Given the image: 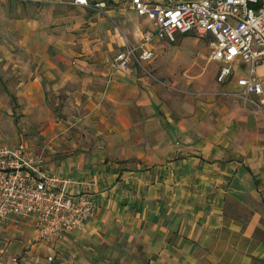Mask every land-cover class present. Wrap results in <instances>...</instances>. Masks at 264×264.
I'll list each match as a JSON object with an SVG mask.
<instances>
[{
    "label": "crops",
    "instance_id": "1",
    "mask_svg": "<svg viewBox=\"0 0 264 264\" xmlns=\"http://www.w3.org/2000/svg\"><path fill=\"white\" fill-rule=\"evenodd\" d=\"M73 1L0 0V110L40 128L29 149L49 173L94 184L97 211L51 241L30 222H1L0 264H264V116L117 71L124 9ZM172 44L154 45L158 73L181 65ZM207 65L216 76L223 66ZM232 68L237 90L247 67ZM257 75L264 89L263 67Z\"/></svg>",
    "mask_w": 264,
    "mask_h": 264
},
{
    "label": "built area",
    "instance_id": "2",
    "mask_svg": "<svg viewBox=\"0 0 264 264\" xmlns=\"http://www.w3.org/2000/svg\"><path fill=\"white\" fill-rule=\"evenodd\" d=\"M75 4L89 5L87 0ZM95 7L104 9L106 4ZM130 7L150 28L141 34L137 47L127 45L115 56L117 71L131 72L152 63L157 42L175 43L178 35L211 36V59L223 64L218 84L229 82L232 64L245 65L247 75L237 80V87L264 114V89L257 75L264 68V0H131ZM253 97L260 101L255 103ZM93 187L49 173L42 156L23 143L0 147V223L30 222L45 241L71 235L96 214Z\"/></svg>",
    "mask_w": 264,
    "mask_h": 264
},
{
    "label": "rangeland",
    "instance_id": "3",
    "mask_svg": "<svg viewBox=\"0 0 264 264\" xmlns=\"http://www.w3.org/2000/svg\"><path fill=\"white\" fill-rule=\"evenodd\" d=\"M10 1L20 2L22 0ZM104 1L107 2V0ZM116 1L115 7L124 9L125 11L122 20L124 22L123 24L126 26L127 34L123 35L118 26L114 27L116 36L121 38L124 42L121 49H117L118 52L115 53V56L118 53L125 51L127 45L137 47L141 34L150 28V23L147 20L140 18L131 10V0ZM167 1L168 0H158L157 2L166 3ZM73 2L75 3L76 0ZM137 38H139L138 42L136 41ZM212 40L213 38L211 36L208 38H199L192 34L178 36L176 43L172 45H174V48L181 53L182 59L180 60L181 65L174 71H172L173 68L170 70L171 63L165 62V64L160 66L161 73H158V70L153 67L154 62L158 59L157 55L152 63L145 65L143 68L136 66L133 69L138 70L139 76L146 78L151 85L165 90L171 95L191 100L193 103L237 100L244 103L245 106L251 107V112L264 116L260 110L253 106L249 100H246L242 94H240V90L238 88L237 90H231L232 88L228 89L229 82L224 85L218 84L216 72L210 71L211 67H208L207 65L210 60L212 61ZM174 48H169L171 50L161 54L162 57L172 55L175 50ZM12 100L15 101V98H12ZM252 100L255 103H258L260 98L253 97ZM17 108H19L18 105ZM8 119L12 123L7 122ZM0 120V146H10L19 142H24L30 149L38 152L37 137L39 135L40 128L25 127L24 115L22 114L21 109L8 111L5 108L0 110ZM32 144L34 145L33 147ZM44 259L48 263L53 264L52 261H54V259L52 256ZM13 264H24V262L20 256H15V262H13Z\"/></svg>",
    "mask_w": 264,
    "mask_h": 264
}]
</instances>
